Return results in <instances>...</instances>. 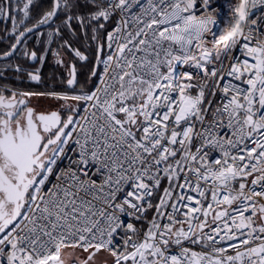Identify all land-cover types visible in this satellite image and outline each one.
<instances>
[{"label":"snow or ice","instance_id":"6c2138e0","mask_svg":"<svg viewBox=\"0 0 264 264\" xmlns=\"http://www.w3.org/2000/svg\"><path fill=\"white\" fill-rule=\"evenodd\" d=\"M210 4L0 0V60L42 64L59 38L101 85L84 90L73 64L78 94L0 89V264H264V0H237L218 31ZM45 27L38 56L27 39Z\"/></svg>","mask_w":264,"mask_h":264},{"label":"trees","instance_id":"16d2710c","mask_svg":"<svg viewBox=\"0 0 264 264\" xmlns=\"http://www.w3.org/2000/svg\"><path fill=\"white\" fill-rule=\"evenodd\" d=\"M49 3V0H36L37 11L46 10V7ZM39 6H43L42 8ZM11 33V23L9 21L0 20V53H3L6 50H10L11 44L14 43V38ZM82 34V33H81ZM81 36V35H80ZM76 39V38H75ZM77 40L78 46H81L80 40ZM58 41V40H57ZM43 42V43H42ZM27 47L29 50H36L38 53H44L46 49L45 39L34 41L27 39ZM94 56V51H92L90 55V61ZM18 65L24 69V71L16 72L13 68V64H11V68H8L5 71H0V84L20 89V90H28V91H52L55 90L57 92H62L64 90H68L69 92L79 93L81 88L77 87L76 89H68L66 84V77L62 73V68L57 64L52 63L50 61H46L41 68V81L39 83H31L29 81V77L25 68L31 67L22 57H18ZM13 60H8L7 65L10 64ZM5 63V64H6ZM77 66V81L79 85H82L84 90H89L91 87L94 78H91V70L93 64L85 61L84 63L76 62Z\"/></svg>","mask_w":264,"mask_h":264},{"label":"built area","instance_id":"2783aa9c","mask_svg":"<svg viewBox=\"0 0 264 264\" xmlns=\"http://www.w3.org/2000/svg\"><path fill=\"white\" fill-rule=\"evenodd\" d=\"M237 2V0H211V4L210 7L211 8H215L217 9V20H218V24H219V28L214 29V30H220L224 27L227 26L228 22L231 21L232 18V12L230 11V6L235 4ZM197 10H196V14L199 15L200 14V10H199V0H197ZM262 15H264V7H257L256 9L253 10V14H252V19L256 18V17H261ZM251 27H259V21H257V25H250ZM261 31H264V28H261ZM253 35H257V33H253ZM261 39H264V36L260 37ZM232 56H235L237 59L239 60H243V59H248V57H245L241 51L239 50H233L232 53H230V59ZM230 61H225V64L227 65V63H229ZM209 67H212L211 65ZM183 71H191L193 74L196 73L195 69H189V68H183L181 69ZM103 72V65H100L97 73L102 74ZM101 86L100 85V81L97 77H94V81L91 85V87L89 88V90H95L96 87ZM1 87L3 89H10V90H14V91H22V90H16L13 89L11 87L8 86H4L1 85ZM214 155H218L217 153H213ZM68 164V161L65 160L62 162L61 167H66ZM122 219H124L125 221H128L130 218L129 217H122ZM135 223V221H133ZM190 247H192L194 250H200V246L199 245H189Z\"/></svg>","mask_w":264,"mask_h":264},{"label":"crops","instance_id":"0c3cea01","mask_svg":"<svg viewBox=\"0 0 264 264\" xmlns=\"http://www.w3.org/2000/svg\"><path fill=\"white\" fill-rule=\"evenodd\" d=\"M81 36H80V38H79V40H80V44H81V46H78V44H77V40L75 39V38H72L73 39V46L74 47H77V48H80L81 49V51H83L85 54H87V55H89V57H90V55H91V53H92V51H94V48H95V44L91 41V40H88L87 42L84 40V38H83V34H80ZM66 38H68L67 36H66ZM30 41L31 40H34V41H38V36L37 35H34V36H31L30 38ZM57 40H58V42H57ZM57 40L55 41V42H53L52 43V45H51V50H49V51H47L48 53H49V57L51 58L52 56L54 57V55H53V52L56 50V48L58 47H60V45H58V43L60 44V42H59V38H57ZM89 44H91L92 45V47L90 48L89 47ZM58 45V46H57ZM48 47V45H47V43H46V48ZM68 56H70V58H71V55H68ZM75 60H76V58L74 57V56H72ZM74 59H72V60H74ZM78 59V58H77ZM77 62V61H76ZM76 62H70V64H69V67H68V72H66V75L69 77V71H70V69H71V65H75V67H76V71H77V66H76ZM85 61H80V63H84ZM7 64V63H6ZM10 64H13L14 66H13V68H11V67H6V66H4L3 65V67H0V71H5V69L7 70L8 68H11V69H15V67L18 65V60H13ZM55 64H57V63H55ZM60 65V64H59ZM1 66V65H0ZM42 66H43V64H38V65H36V66H31V67H27V68H25V70H26V72L28 73L29 71H34V70H36L37 68L39 69V73L41 74V68H42ZM63 74H64V72H63ZM65 76V75H64ZM76 77H77V74H76ZM67 80V79H66ZM31 81V80H30Z\"/></svg>","mask_w":264,"mask_h":264},{"label":"rangeland","instance_id":"374dc122","mask_svg":"<svg viewBox=\"0 0 264 264\" xmlns=\"http://www.w3.org/2000/svg\"><path fill=\"white\" fill-rule=\"evenodd\" d=\"M48 30L49 29H47V30H45L44 31V36L43 37H41L40 38V40L42 39V38H44L45 39V41H46V37H47V32H48ZM58 42V41H57ZM58 45H60L59 43H58ZM57 45V46H58ZM57 49H59L60 50V56H61V58H63L64 59V61H65V65H67V67H65V66H63V65H59L57 62H56V57L54 56H52L51 58H50V62H52V63H57V65L59 66V67H61L62 68V73L64 72V75L65 76H67L66 75V72H68V67H69V64H70V62H76V61H78L79 63H80V61L76 58V60L71 56V58H70V56H68L67 54H65V53H63L62 54V52L63 51H65L64 49H61L60 47L58 48H56V50ZM43 55V54H42ZM72 59H74V60H72ZM3 65L4 66H7V64H1V66L0 67H3ZM66 79H68V76L66 77ZM29 81H30V79H29ZM31 83H34V84H36L37 82H33V81H30ZM13 89H15V88H13ZM16 90H20V89H16ZM22 91H28V90H22ZM40 92H45V91H40ZM74 94H78V93H74ZM34 98H36V99H40V100H46L48 103H50L53 107H55L56 106V104L57 103H59V102H57V101H54V100H52V99H50V98H47V97H35L34 96ZM70 251V250H69ZM68 259H70V257L68 258ZM100 259H103V257H100Z\"/></svg>","mask_w":264,"mask_h":264},{"label":"flooded vegetation","instance_id":"af4514ba","mask_svg":"<svg viewBox=\"0 0 264 264\" xmlns=\"http://www.w3.org/2000/svg\"><path fill=\"white\" fill-rule=\"evenodd\" d=\"M48 28H45V29H43V31H45V30H47ZM31 36H34V35H31ZM38 40H40V36H38ZM22 49H18V51H17V53H16V55L12 58V59H10V60H17L18 59V57H22V59H24L28 64H29V60L28 59H25L22 55H20V51H21ZM63 53H65V51H63L62 52V54ZM37 54H38V56H40V55H42V54H44V53H42V54H40V53H38L37 52ZM46 61H50V57H49V53L47 52V55L45 56V59L43 60V63L42 64H44V63H46ZM7 61H5V62H0V65L1 64H5ZM39 63H34L33 65H31V66H36V65H38ZM1 85L2 84H0V89H3L2 87H1ZM5 86V85H4ZM7 94V93H6ZM30 104H31V106H33V107H36V108H38V109H40V110H45V109H49V108H52V109H55V107H53L50 103H48L46 100H40V99H36V98H34V97H32L31 99H30Z\"/></svg>","mask_w":264,"mask_h":264},{"label":"water","instance_id":"95a60500","mask_svg":"<svg viewBox=\"0 0 264 264\" xmlns=\"http://www.w3.org/2000/svg\"><path fill=\"white\" fill-rule=\"evenodd\" d=\"M45 28H47V27H45ZM45 28H44V29H45ZM15 55H16V54H14V56H15ZM14 56H13V57H14ZM13 57H10V58H8V59H6V60H0V62L8 61V60L12 59ZM29 64L33 65L34 63H33L32 61L29 60ZM97 70H98V68L96 69V71H97ZM91 78H94V77L91 76Z\"/></svg>","mask_w":264,"mask_h":264}]
</instances>
